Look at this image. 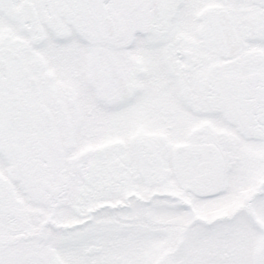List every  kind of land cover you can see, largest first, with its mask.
Instances as JSON below:
<instances>
[{"label": "snow or ice", "instance_id": "obj_1", "mask_svg": "<svg viewBox=\"0 0 264 264\" xmlns=\"http://www.w3.org/2000/svg\"><path fill=\"white\" fill-rule=\"evenodd\" d=\"M0 264H264V0H0Z\"/></svg>", "mask_w": 264, "mask_h": 264}]
</instances>
